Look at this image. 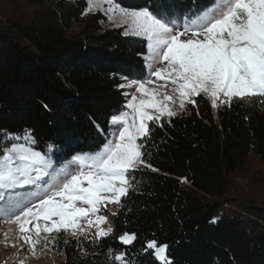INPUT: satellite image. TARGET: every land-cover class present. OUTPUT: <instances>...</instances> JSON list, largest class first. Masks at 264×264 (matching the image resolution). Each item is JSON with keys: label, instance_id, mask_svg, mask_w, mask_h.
I'll use <instances>...</instances> for the list:
<instances>
[{"label": "trees", "instance_id": "obj_1", "mask_svg": "<svg viewBox=\"0 0 264 264\" xmlns=\"http://www.w3.org/2000/svg\"><path fill=\"white\" fill-rule=\"evenodd\" d=\"M11 1L35 10L0 22V130L31 129L39 150L54 144L66 156L93 150L90 142L103 143L95 125L107 132L110 116L125 102L119 77L142 70L146 42L107 26L101 11L84 15L86 0ZM116 2L178 11L192 4ZM196 100L163 128L150 124L149 161L159 171L136 173L137 189L123 198L124 208L106 212L113 235L99 244L80 238L79 246L76 238L59 235L69 243L55 249L64 257L57 264H116L109 248L130 253L132 264H157L150 252L138 251L151 234L169 245L173 264H264V206L234 212L227 203L232 177L249 158L264 165V110L253 101L212 109L206 98ZM124 232H135L137 242L122 245Z\"/></svg>", "mask_w": 264, "mask_h": 264}, {"label": "snow or ice", "instance_id": "obj_2", "mask_svg": "<svg viewBox=\"0 0 264 264\" xmlns=\"http://www.w3.org/2000/svg\"><path fill=\"white\" fill-rule=\"evenodd\" d=\"M94 10L124 27L125 35L146 42L143 68L134 78L119 77L116 87L125 90V102L110 116L107 132L95 125L103 143L90 142L91 151L66 156L54 144L39 150L31 129L0 130V220L17 226L26 258L38 256V245H67V239L59 240L61 233L76 238L77 246L80 238L99 244L113 235L105 211L110 205L124 208L123 198L137 189L136 173L159 171L149 161L150 124H170L195 106L197 97L206 98L212 109L230 107L234 100L264 102V0H211L206 5L192 0L183 11L87 0L83 14ZM0 235L7 240L8 232ZM151 235L141 238L138 251L150 252L157 264H173L169 245ZM118 240L131 246L138 236L124 232ZM107 254L116 264H132L127 251L109 248Z\"/></svg>", "mask_w": 264, "mask_h": 264}, {"label": "rangeland", "instance_id": "obj_3", "mask_svg": "<svg viewBox=\"0 0 264 264\" xmlns=\"http://www.w3.org/2000/svg\"><path fill=\"white\" fill-rule=\"evenodd\" d=\"M14 5L15 4L11 0H0V22H3L5 20H7L8 22V20L12 17V15L14 14L17 15L19 11L26 12L27 18L31 17L35 10L34 8L29 7L26 4L16 3V5L19 6L17 8L14 7ZM96 11L97 10H94L93 12ZM108 23L109 24L107 26L111 25L112 27H121V26H115L109 20ZM107 26L105 28H107ZM78 30H79V26L77 25L73 26L72 31H78ZM122 30L124 33V27H122ZM129 78L131 79L134 77H129ZM252 101L254 103L256 102L257 105L261 107L262 110H264V102H260L258 99H254ZM227 203L228 206L231 207L229 208V210L234 212L236 211L245 212L249 210L250 206L253 205L264 206V165L259 160L250 157L244 169L240 170L232 177V188L228 195ZM116 208L117 206L110 205L104 214L108 215L106 213L108 211L115 212ZM109 223L111 224L110 218H109ZM4 232H8V238L6 240L3 235H0V264H18V262L22 259L25 260V264H57L60 260L64 259L63 255L58 253L52 247L44 249L42 246L39 245L37 247L38 256L33 258L30 255H27L26 258V252L22 251L20 248L22 241L16 239V237L19 235L17 226L9 225L4 221L0 220V233H4ZM67 237H71V236H67ZM13 241L17 245L15 248L11 246H7L10 245ZM24 248L26 250L27 245H25Z\"/></svg>", "mask_w": 264, "mask_h": 264}]
</instances>
